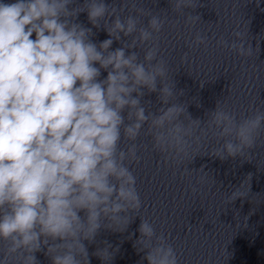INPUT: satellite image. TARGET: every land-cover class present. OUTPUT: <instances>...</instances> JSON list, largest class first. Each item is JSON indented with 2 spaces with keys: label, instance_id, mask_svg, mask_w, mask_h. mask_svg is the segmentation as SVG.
Here are the masks:
<instances>
[{
  "label": "clouds",
  "instance_id": "1",
  "mask_svg": "<svg viewBox=\"0 0 264 264\" xmlns=\"http://www.w3.org/2000/svg\"><path fill=\"white\" fill-rule=\"evenodd\" d=\"M171 6L185 14L199 3L171 0ZM132 9L135 14L123 16V3L117 9L105 0L0 2V264H39L35 254L44 248L52 264H90L85 241L93 243L102 228L123 233L136 216L141 222L134 247L145 253L142 259L178 264L167 237L139 215L142 200L130 166L140 160L134 142L142 130L155 150L177 163L193 140L199 144L209 132L222 141L211 150L222 160L256 147L264 110L238 120L218 102L202 127L178 97L173 102L175 84L167 82L157 42L166 20L150 15L142 25V10ZM81 13L92 27L78 22ZM200 20L185 15L187 24ZM93 28L109 38L97 44ZM232 35L230 43H217L251 56L245 32ZM114 41L122 46L111 50ZM207 42L197 33L193 44ZM144 89L158 93L163 106L156 113L142 104ZM122 141L133 143L123 148ZM250 180L251 174L228 195L229 204L246 198L241 189ZM118 250L105 242L91 255L111 264Z\"/></svg>",
  "mask_w": 264,
  "mask_h": 264
}]
</instances>
